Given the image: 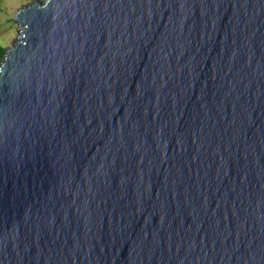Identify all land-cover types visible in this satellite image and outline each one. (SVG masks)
<instances>
[{"label": "water", "instance_id": "95a60500", "mask_svg": "<svg viewBox=\"0 0 264 264\" xmlns=\"http://www.w3.org/2000/svg\"><path fill=\"white\" fill-rule=\"evenodd\" d=\"M0 61V264H264V0H35Z\"/></svg>", "mask_w": 264, "mask_h": 264}, {"label": "rangeland", "instance_id": "374dc122", "mask_svg": "<svg viewBox=\"0 0 264 264\" xmlns=\"http://www.w3.org/2000/svg\"><path fill=\"white\" fill-rule=\"evenodd\" d=\"M33 1L35 0H0V45L4 50L11 46L18 33L19 26L13 20L14 13Z\"/></svg>", "mask_w": 264, "mask_h": 264}, {"label": "trees", "instance_id": "16d2710c", "mask_svg": "<svg viewBox=\"0 0 264 264\" xmlns=\"http://www.w3.org/2000/svg\"><path fill=\"white\" fill-rule=\"evenodd\" d=\"M3 51H4V48L0 45V59H1L2 55H3Z\"/></svg>", "mask_w": 264, "mask_h": 264}]
</instances>
